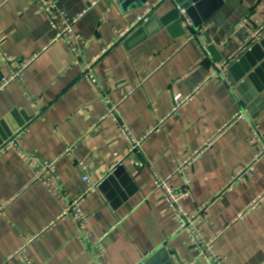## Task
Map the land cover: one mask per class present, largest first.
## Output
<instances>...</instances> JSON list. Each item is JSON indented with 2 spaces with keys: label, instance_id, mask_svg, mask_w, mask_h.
<instances>
[{
  "label": "crops",
  "instance_id": "1",
  "mask_svg": "<svg viewBox=\"0 0 264 264\" xmlns=\"http://www.w3.org/2000/svg\"><path fill=\"white\" fill-rule=\"evenodd\" d=\"M54 1V18L79 34L76 46L99 85L82 77L69 44L54 40L37 0H0V148L15 137L20 148L0 155V264H20L14 254L30 238L33 264H143L156 252L154 264H201L154 180L203 146L187 170L185 209L200 214L199 229L224 264H264V201L248 212L264 193V159L256 161L250 138L251 124L264 134V37L241 50L249 28L264 23V0H222L198 27L204 52L182 22L171 28L179 21L172 0ZM139 16L146 20L134 25ZM244 18L252 23L240 28ZM23 63L22 79L5 84ZM177 94L193 96L173 111ZM104 95L120 102L121 120L138 138L163 121L134 158L119 122L108 118L93 130ZM239 113L246 119L234 120ZM25 154L55 162L65 200L35 180ZM80 163L98 184L81 207L91 242L106 234L101 263L79 240L75 219L61 218L87 191ZM170 182L182 188L185 180Z\"/></svg>",
  "mask_w": 264,
  "mask_h": 264
},
{
  "label": "built area",
  "instance_id": "2",
  "mask_svg": "<svg viewBox=\"0 0 264 264\" xmlns=\"http://www.w3.org/2000/svg\"><path fill=\"white\" fill-rule=\"evenodd\" d=\"M40 4V11L44 12L46 16L49 18L51 24L56 29V35H55V41L56 40H63L69 44V46L72 49V52L74 54V61L73 64L79 66L82 70V77L89 79L93 84L99 85L98 80L93 72L92 63L85 62L79 48L76 46L78 42L81 41V38L79 34H76L72 28L71 25H68L66 27H62L59 25L57 20L54 18V13L56 12L57 5L54 0H37ZM177 11L179 12V17L182 20V24L184 27L190 29L192 31L189 40L195 41L200 46L201 50L204 52L205 46L204 41L202 39V31L200 28L197 29L195 27L194 22L192 19L188 16L187 11L180 6L176 7ZM82 17V14L75 18L74 23L77 22ZM146 20V16H139L138 20L135 22L134 25ZM252 23L250 18H244L240 23L239 27H249V24ZM250 29V35L247 39V41L243 44L241 47V50H244V48L250 49L255 43L259 42L264 37V23L260 26H255ZM127 31L122 32L120 34V37L123 38L126 35ZM29 63H23L22 67L19 71L14 70L13 74L8 78L4 79V83L8 84L11 81H14L16 79H22L23 77V71ZM226 64L223 65L225 67ZM198 90L195 91V93ZM193 94L188 96H183L181 94H177L174 97L175 106L173 111L178 110L180 107H182L184 104H186L188 101L192 99ZM103 102L105 107L104 114L100 117L99 123L94 124L93 130H97L102 122H104L108 118H112V120L119 122L120 130L122 134L125 136L126 139H128V151L127 156L128 158H134L138 155L140 152V149L142 147L143 142L147 137L152 134L155 131H159L161 128L162 122L157 125L153 130H151L148 134L145 136H142L140 138L133 135L131 130L129 129L126 122L121 120L120 117V111L119 106L120 102H114L108 95L103 96ZM246 119L245 115L243 113L236 114L234 117V120H242ZM252 127V133H251V140L256 145V161L260 159H264V134L260 132L259 126L256 124H251ZM206 146L201 147L200 149H197L194 151L190 156H188L185 160L179 162L177 164L176 170L173 175L168 176L166 178H159L155 176L154 184L157 190H160L162 192V195L164 199L167 201L168 206L170 210L173 212L175 218L178 221V229L177 231L180 232H187L189 237V244L195 248L197 252V256L195 258L194 263H201V264H224L223 263V257L218 255L214 250V241L213 240H207L204 238L203 234L201 233L199 229V221H200V214H189L185 209L183 205V201L192 194L190 192V180L187 176V170L193 165L194 161L198 159V157L202 154ZM17 150L20 151L18 142L16 137L13 138V140L6 142L2 148H0V155L3 154L2 152L8 151V150ZM70 148L66 154H69L71 152ZM24 160L26 163L33 168L36 172L35 180L41 181L48 186H51V189L53 191V195H55L60 200H65V194L62 190L59 177L56 175L55 172V162H43L39 159H37L34 156L31 155H23ZM83 169V180L88 184L87 191H85L81 196L70 200L67 207L63 210L61 214V218L72 216L77 224L78 228V238L81 241L82 245L85 247H91L95 250V256L98 259L99 263L100 257L103 256L104 253V246H103V240L106 237V234L99 238L95 242H91L89 235L86 234L85 226L86 224V218L82 212V203L85 199V197L91 193L94 192L98 184L94 183L91 180V172L90 169L80 163ZM137 164L140 166H143V164L140 161H137ZM122 165V162L120 163V166ZM251 167L246 168L245 170L238 173L231 181V186L234 185L237 181H240L246 174L249 172ZM175 176H182L185 180L184 186L182 188H175L171 184V179ZM262 201H264V193L262 196H260L250 207L248 212L250 210L255 209ZM205 210V206L202 207L201 211ZM247 213V212H246ZM34 241L32 238L27 241L26 244H24L19 250L14 254V256L19 260L20 264H33L29 257L26 254L27 246L28 244Z\"/></svg>",
  "mask_w": 264,
  "mask_h": 264
},
{
  "label": "water",
  "instance_id": "3",
  "mask_svg": "<svg viewBox=\"0 0 264 264\" xmlns=\"http://www.w3.org/2000/svg\"><path fill=\"white\" fill-rule=\"evenodd\" d=\"M175 4V7L180 6L181 8L185 9L187 11L188 16L192 19L194 22L195 27H201V25L206 22L211 14L221 5L222 0H172ZM215 3V7L211 10H207V4ZM174 16L178 17V20L171 28H174L176 26H179L181 23V19L179 18V12L177 9L174 12ZM167 21L165 22L163 20V24L166 25ZM143 29V28H142ZM140 30L142 32L143 30ZM123 172V168H117L115 172L113 173L114 176H119ZM160 251V250H159ZM157 253V252H156ZM153 254L150 256L143 264H154V262H157L158 258L161 256V253L159 255ZM156 255V256H155ZM167 264H172V262H167Z\"/></svg>",
  "mask_w": 264,
  "mask_h": 264
}]
</instances>
